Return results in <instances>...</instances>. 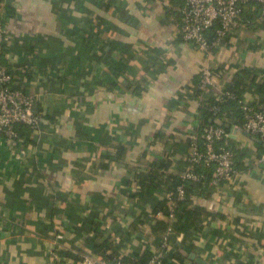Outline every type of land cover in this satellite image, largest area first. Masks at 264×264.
<instances>
[{"label": "crops", "instance_id": "obj_1", "mask_svg": "<svg viewBox=\"0 0 264 264\" xmlns=\"http://www.w3.org/2000/svg\"><path fill=\"white\" fill-rule=\"evenodd\" d=\"M180 1L0 0V11L11 8L0 24L13 57L1 62L18 72L41 119L16 140L0 135V264L105 260L93 252L102 242L123 255L157 249L152 211L166 192L133 196L135 173L161 159L165 173L187 168L202 66L218 69L216 94L243 67L264 71V10L205 53L180 38ZM229 134L242 166L220 191L211 184L193 198L208 215L188 244L182 233L171 239L186 264L191 254L207 264H264V154L242 128Z\"/></svg>", "mask_w": 264, "mask_h": 264}, {"label": "built area", "instance_id": "obj_2", "mask_svg": "<svg viewBox=\"0 0 264 264\" xmlns=\"http://www.w3.org/2000/svg\"><path fill=\"white\" fill-rule=\"evenodd\" d=\"M182 4L179 8L181 16V24L179 26V34L183 40L192 43L198 50L209 52L211 48H218L224 40L234 32L239 26V5L242 3L254 2L262 5L264 10V0H181ZM215 24H218L215 30L214 39L209 42L207 38V30ZM12 39L6 40L5 31L0 24V49L3 45H9ZM5 58L12 61V50L4 54ZM17 69V68H14ZM218 73L209 66H202L199 72L198 86V103L199 107H204L214 115L218 113L219 108L216 104H204L203 98L207 93L208 87L212 86L213 79ZM218 102H223L226 98H235L230 89L222 87L217 92ZM237 103L243 111L242 129L251 135L259 136L260 140H264V110L258 109L251 105L246 99L237 100ZM40 117L35 113V99L24 92L20 79L12 73L6 66L0 62V135L12 140L19 137V132L13 128L15 124L21 123L31 129L37 130L40 125ZM230 138L228 131L224 129L218 122L217 124L205 125L203 127L196 126L189 134V151L187 153L188 166L182 172L180 177L185 180L198 182L202 175L195 172L194 166L204 165L209 167L213 165V178L211 184L220 191L221 187L227 182H233L239 173L234 168L233 152L226 149L227 139ZM202 141L203 148L199 147V141ZM218 142H223L224 146L216 148ZM263 159H259L261 161ZM194 197L192 196L191 199ZM166 201V214L157 212L153 218L159 220L162 218L161 241L155 250L151 251V255L146 264H164L165 260L171 264H179V262L170 256L173 251L171 245L172 236L176 238L174 231L175 212L179 201L185 199V193L182 186L176 188V193H166L164 197ZM63 236L57 235L58 239ZM181 236H179L180 238ZM178 238V239H179ZM56 248L51 251L54 258L58 254ZM78 264H110L106 260H100L91 255L82 256ZM112 264H134L123 258H118Z\"/></svg>", "mask_w": 264, "mask_h": 264}, {"label": "trees", "instance_id": "obj_3", "mask_svg": "<svg viewBox=\"0 0 264 264\" xmlns=\"http://www.w3.org/2000/svg\"><path fill=\"white\" fill-rule=\"evenodd\" d=\"M182 1H180V5ZM9 5H6L2 11H0V20L3 16L9 15L11 13V8ZM240 14H239V23L241 25H246L252 27L256 24V19L258 16H262V5L254 2L242 3L239 5ZM3 12V13H2ZM181 18V16H180ZM181 24V20H180ZM219 26L215 24L210 29L207 30V38L208 41L211 42L215 37V30ZM180 38L181 35H180ZM183 39V38H182ZM7 45H3L2 49H0V62L2 61V57L8 51ZM6 66L10 70V66L6 63ZM221 69V68H219ZM217 73L218 69L215 70ZM16 75L18 72H12ZM17 76V75H16ZM260 79L264 80V71L263 70H255L253 68L243 67L235 72L231 81L226 83L225 88L230 89L235 98H226L223 102H218L217 95L214 93L210 87L207 89V93L204 95L203 102L204 104H216L219 108L218 113L215 115L208 111L206 108L201 107L200 110V123L199 127H203L205 125L217 124V122L224 127L226 131H230L231 127H240L243 126V111L239 107L237 100H246L249 94L250 89H254L257 92V99L251 103L252 106L256 108H260L264 110V85L259 83ZM264 83V82H263ZM199 86V75L195 76L193 79V94L197 96ZM249 101V99H247ZM35 113L40 117V112L35 111ZM15 130L19 132V130H29L30 127L18 123L13 126ZM256 138L259 136L254 135ZM17 138H13L12 140H16ZM228 143L226 146L223 145V142H218L216 144V148L220 146H224L226 149L233 152L234 155V168L240 170L242 164L243 154L236 147L234 141L230 138L227 139ZM199 147L202 149L203 144L202 141H199ZM258 150L262 154H264V140H260L258 143ZM259 155V156H261ZM168 161L166 159L157 162H149L146 168L143 171H138L134 175V181L136 185V192L133 193V196H136L142 200H149L152 196L162 188L166 193H173V196L176 193V188L178 186H182L185 199L178 202L177 208L175 209V224L174 231L176 234L182 233L183 240L182 244H188L190 242L186 235H188V231L190 228L199 229L202 221L208 213L205 211V208L201 205L195 203L191 197L203 196L206 195L210 189L211 180L213 178V165L209 167H205L204 165L194 166V170L199 175H202V178L198 182H194L191 180L182 179L178 175H174L172 173H165L164 168L167 167ZM191 206V207H189ZM153 215L157 212H163L166 214V201L165 199L159 200L156 205L153 206ZM137 222V221H136ZM141 222V221H140ZM152 227L156 228L158 232L162 230V220L154 221ZM154 229V230H156ZM189 246L192 245L189 243ZM119 247L114 248L111 243L102 242L93 246L94 255L109 260V262L114 263L118 258H123L126 261L133 262L134 264H146L151 255V251L145 249L141 254H137L135 256L131 255H123L119 251ZM173 258L177 259L179 264H186V257L181 252H175L170 254ZM194 262H192L193 264ZM164 264H171L170 261L165 260Z\"/></svg>", "mask_w": 264, "mask_h": 264}, {"label": "water", "instance_id": "obj_4", "mask_svg": "<svg viewBox=\"0 0 264 264\" xmlns=\"http://www.w3.org/2000/svg\"><path fill=\"white\" fill-rule=\"evenodd\" d=\"M235 132H236L235 130H233V129L231 130V133H235ZM230 136H231V137H234L233 134H231ZM190 258H191L195 263H197V264H207L206 261H204V260H202V259L196 257L195 254H191V255H190Z\"/></svg>", "mask_w": 264, "mask_h": 264}]
</instances>
